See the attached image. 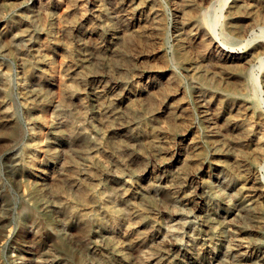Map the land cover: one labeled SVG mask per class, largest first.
Masks as SVG:
<instances>
[{
	"label": "bare ground",
	"instance_id": "6f19581e",
	"mask_svg": "<svg viewBox=\"0 0 264 264\" xmlns=\"http://www.w3.org/2000/svg\"><path fill=\"white\" fill-rule=\"evenodd\" d=\"M167 1L173 9L171 57L163 51L169 25L160 0H40L35 11L17 13L0 30V46L5 39L10 53L17 39L32 42L18 56L25 77L45 64L46 82L58 89L63 101L81 102L84 86L98 94L92 120L84 115L83 104L73 112L85 121L53 120L57 139L63 133L71 143L81 142L84 163L81 167L73 163L62 174L54 172L51 196L67 220L77 218L80 231L92 235L98 229L117 264H129L125 246L139 251L148 245L150 231L159 222L150 194L154 182L161 185L164 180L154 179L155 172L149 170L128 177L123 168L149 156L162 159L175 144L179 154L174 158L173 180L178 189L172 192L165 187L163 196L182 198L191 209L204 207L199 231L209 240L206 251L198 250L197 241L185 254H195L208 264L205 252L222 246L227 248L223 264H264V250L258 243L264 234V0ZM86 2L92 5L90 15ZM17 4L0 0V11ZM59 7L62 12L57 14ZM213 13H218V31L208 21ZM31 14L48 23L43 33L31 26ZM79 20L96 36L104 29L112 33L108 44L100 40L90 48L100 63L97 69L91 57L72 43ZM146 35L160 42L154 53L156 63L143 71L142 83L128 84L123 79L135 64L132 47ZM221 37L236 46L225 44ZM56 57L61 58L60 72L54 66ZM22 82L24 106L34 111L39 108L36 95ZM9 87V74L0 69V135L16 137L19 127L6 104ZM30 132L26 167L33 169L47 149L40 125H32ZM128 147L138 149L136 154L125 155ZM111 168H116L118 177L108 187L102 177ZM111 188L116 189L115 195ZM43 192L33 186L29 194L33 216L48 220L51 201L45 200ZM214 198L216 203L211 202ZM213 215L218 216L213 219ZM2 227L0 240L5 239ZM159 246L170 251L167 243Z\"/></svg>",
	"mask_w": 264,
	"mask_h": 264
},
{
	"label": "rangeland",
	"instance_id": "374dc122",
	"mask_svg": "<svg viewBox=\"0 0 264 264\" xmlns=\"http://www.w3.org/2000/svg\"><path fill=\"white\" fill-rule=\"evenodd\" d=\"M7 1L11 3L17 2L18 4L5 11H0V30L7 26L17 13L25 10L35 11L40 2V0ZM160 1L165 7L169 25V32L163 45V51L165 55L171 57L174 45L172 34L173 9L167 0ZM87 8L90 15L92 13V5L87 4ZM108 8H111L110 5ZM59 12H62L60 7L56 13L59 14ZM208 21L212 30L218 31V13L211 14ZM78 23L73 31L72 43L74 46L81 48L84 54L91 57L92 65L97 69L96 65L100 63L93 57L90 48L100 40H104L108 44V38L112 33L104 29L100 32V36H96V34L88 32L83 22L79 20ZM30 24L36 31L41 33L49 26L47 22L39 21L32 14ZM54 29L57 34V25ZM221 38L225 44L236 46L231 40ZM5 43V39L1 41L0 69L6 71L10 77L9 95L7 97L8 100L6 99V104L14 113L19 133L16 137L0 135V227H4L5 236V239L0 240V264H117L116 257L112 256L111 251L105 249V239L99 231L97 232L98 229L94 230L92 235H87L80 231L77 218L72 216L67 220L57 210L55 202H58V200L55 201L52 198V192L49 189L54 172L62 174L66 169L71 168L73 163H77L80 167L84 163L81 142L71 143L72 141L69 137L63 133L57 139L56 129L52 126L53 120L55 117H67L79 122L85 121L83 117L80 119L73 112V109L81 104L85 107L84 115H86L87 120H92L98 109L96 106L98 94L89 86H84L83 100L81 102L79 100H76L78 103L76 101H63L61 94L57 91L58 89L49 87L50 85L46 82L47 65H39L31 75L25 77V72L21 67L18 56L22 50L30 49L32 42L25 38L17 39L12 53L6 50ZM159 45L158 38L146 35L143 41H139L132 47L135 64L129 77L125 80L123 79L124 82L137 84L144 81L142 73L147 70L146 67L148 65L156 63L154 53ZM60 61L61 58L56 57L54 66L58 72L61 71ZM111 63L114 67L118 66L114 61ZM98 72L102 74V70H98ZM148 73L152 74V71H148ZM22 81H25L28 89L36 95V104L39 105V108L34 111H28L24 106ZM262 96L264 97V94L261 93V103L264 109V98ZM36 123L40 125L42 144L47 150L40 154L38 167L28 169L26 162L30 155L27 143L30 139V127L36 125ZM137 150L133 147H128L125 155L136 154ZM54 153H57L59 157L52 159ZM178 154L179 148L175 144H171V154L163 156L162 159L149 156L123 168V173L128 177H136L140 173H145L149 170V172H155L154 179L159 176L164 180L161 185L154 182L153 191L150 194V198L158 207L157 216L159 217V222L150 231L148 245H144L139 251L125 246L129 264H202L200 257L195 254H189L188 256L185 252L189 251L192 244L197 241L201 243L198 250H207L208 237L199 231V226H202L201 217L203 216L202 210L204 207L191 209L189 205L183 202L182 198L165 199L163 196L165 187L174 189L172 192L178 189L173 180L177 167L174 161ZM170 168L171 171H169ZM261 170L262 180L264 181V167ZM199 175L201 176L202 173ZM199 175L198 177H200ZM117 177L116 168H111L109 173L102 177V183L109 187L108 182ZM33 186L42 187L45 200L51 201L47 208L50 216L48 218L49 222L40 216H33L34 202L29 194ZM66 190L70 191L71 189L66 187ZM111 192L115 195L116 189L111 188ZM229 192L227 191L226 195ZM211 202L216 203L217 201L214 198ZM217 216L213 215L212 218L216 219ZM190 226H192V233ZM225 232L226 230H224ZM183 236L186 239L183 240ZM32 238L38 239V241H33L31 240ZM180 238L182 240H179ZM161 243H167L170 251H163L159 246ZM258 243L259 247L264 250V234L260 237ZM212 251L205 252L207 263L223 264L226 259L227 248L218 246L213 247Z\"/></svg>",
	"mask_w": 264,
	"mask_h": 264
}]
</instances>
